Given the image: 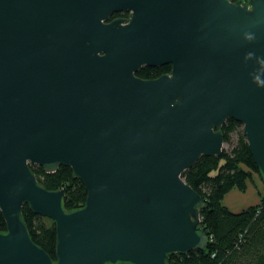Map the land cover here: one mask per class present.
I'll list each match as a JSON object with an SVG mask.
<instances>
[{"label":"water","instance_id":"1","mask_svg":"<svg viewBox=\"0 0 264 264\" xmlns=\"http://www.w3.org/2000/svg\"><path fill=\"white\" fill-rule=\"evenodd\" d=\"M227 119L264 181V0H0V264H168L204 249V202L182 173L221 155ZM30 165L69 167L84 205L64 209ZM24 204L54 222L55 259Z\"/></svg>","mask_w":264,"mask_h":264},{"label":"trees","instance_id":"2","mask_svg":"<svg viewBox=\"0 0 264 264\" xmlns=\"http://www.w3.org/2000/svg\"><path fill=\"white\" fill-rule=\"evenodd\" d=\"M169 71V64L144 66L136 75L153 79ZM221 132L224 143L230 148L223 149L220 156L201 157L182 173L184 181L200 194L204 202L200 219L207 236V245L204 249L187 253H171L168 264H264V196L258 204L237 213L229 211L222 202L232 190L245 192L247 182L253 176H257L263 187L264 181L251 156L241 124L227 119ZM233 133L236 135L235 142L231 140ZM30 168L45 189L64 190V209L70 211L84 205L86 189L69 167L61 166L53 173H45L42 167L36 165H30ZM21 215L32 241L55 259L54 222L34 214L27 204L23 205ZM5 230L0 212V232Z\"/></svg>","mask_w":264,"mask_h":264},{"label":"crops","instance_id":"3","mask_svg":"<svg viewBox=\"0 0 264 264\" xmlns=\"http://www.w3.org/2000/svg\"><path fill=\"white\" fill-rule=\"evenodd\" d=\"M254 188V190L249 191L247 186L245 192L232 190L224 196L223 201H225V203L223 201L222 202L229 211L233 213L240 212L241 210L249 206L258 204L260 198L264 196V187L261 186L259 182L258 184L256 183ZM232 196H234L233 201L232 203L228 204L229 198H231Z\"/></svg>","mask_w":264,"mask_h":264},{"label":"rangeland","instance_id":"4","mask_svg":"<svg viewBox=\"0 0 264 264\" xmlns=\"http://www.w3.org/2000/svg\"><path fill=\"white\" fill-rule=\"evenodd\" d=\"M243 2H247V0H242ZM231 140H232V142H235V140H236V135L233 133L232 135H231ZM224 148L223 149H226V150H228L229 148H230V146L227 144V143H224V146H223ZM254 178V179H253ZM253 178H251L250 180H248V182H247V186H248V190L249 191H252V190H254L255 188V185H256V183L258 184V182H259V180H258V178H257V176H253ZM253 179V180H252ZM259 184L262 186V184L259 182ZM233 198H234V196H232L231 198H229V202H228V204H230V203H232V201H233ZM224 203H225V201H223ZM248 206V205H247Z\"/></svg>","mask_w":264,"mask_h":264},{"label":"flooded vegetation","instance_id":"5","mask_svg":"<svg viewBox=\"0 0 264 264\" xmlns=\"http://www.w3.org/2000/svg\"><path fill=\"white\" fill-rule=\"evenodd\" d=\"M127 13L126 12H117V13H112L111 16L109 17V21L116 19V18H125L127 17Z\"/></svg>","mask_w":264,"mask_h":264}]
</instances>
